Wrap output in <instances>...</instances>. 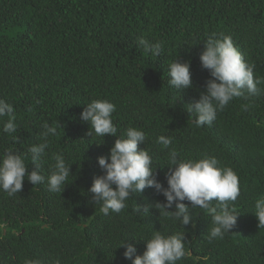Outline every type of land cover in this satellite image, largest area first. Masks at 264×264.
<instances>
[{"label": "trees", "instance_id": "trees-1", "mask_svg": "<svg viewBox=\"0 0 264 264\" xmlns=\"http://www.w3.org/2000/svg\"><path fill=\"white\" fill-rule=\"evenodd\" d=\"M212 34L231 36L262 82L255 95L245 91L230 101L212 125L197 127L187 109L212 78L200 61ZM140 37L161 42L162 53H145ZM176 59L190 62L189 88L168 83ZM0 99L14 106L17 124L9 134L3 132L8 117L0 120V156L25 155L29 171L28 149L44 142L43 124L57 126L42 161L45 181L25 178L13 196L0 189V264H132L126 245L143 255L154 231L185 234L186 255L177 264H264V227L254 214L264 198V0H0ZM94 99L116 105L118 136L130 126L146 133L139 147L150 151L165 188L169 149L156 142L160 135L172 138L179 158L215 156L232 168L240 195L230 202L239 214L231 232L210 239L211 214L187 200L192 222L186 226L154 206L147 216L137 213V204L166 203L154 188L133 194L120 213L104 215L90 188L103 175L98 158L110 155L118 137L89 135L81 113ZM56 153L72 175L51 192L47 177Z\"/></svg>", "mask_w": 264, "mask_h": 264}, {"label": "clouds", "instance_id": "clouds-1", "mask_svg": "<svg viewBox=\"0 0 264 264\" xmlns=\"http://www.w3.org/2000/svg\"><path fill=\"white\" fill-rule=\"evenodd\" d=\"M137 45L145 53L158 57L163 51L161 42L150 43L140 37ZM203 68L209 70L211 79L206 83V91L201 93L200 99L188 105V113L195 114L194 123L197 127L212 125L217 114L222 111L234 98L241 97L245 91L249 96L258 91L257 85L262 81L254 77L255 65L248 63L239 49L234 45L229 35L212 34L205 41L204 50L200 55ZM190 62L178 59L168 66L169 85L176 89H186L192 86ZM247 106H245V109ZM14 106L0 99V120H3V132L17 131ZM116 105L107 99H94L87 103L81 113V119L89 122V135L104 137L107 134L117 136L109 156L98 158V164L103 172L94 179L90 188L93 202L100 204V211L104 215L110 212L120 213L125 209L126 201L133 194H141L146 188H154L162 193L166 203L157 202L155 205L136 206L137 213L147 216L151 207L160 210L161 215L174 217L183 226L192 222L188 201L191 208H202L212 216V227L209 238L222 239L231 232L237 222L239 214L230 202H234L240 195L238 175L230 167H221L215 156H204L201 159L179 158L180 153L171 148L172 138L160 135L157 143L164 149H169V170L166 173L168 187L156 178L153 167V157L147 148H140L145 144L146 133L137 127L130 126L123 135L118 136V128L113 122ZM44 131L40 133L44 142L29 147L30 159L33 164L31 171L26 163L27 157L13 150H8L0 156V189L9 196H13L23 189L25 178L33 185L45 181L42 174V161L49 147L48 137L57 134V126L43 124ZM14 139H17L14 137ZM52 159L50 174L47 177L49 191L60 192L62 186L67 185L71 174V164L66 162L63 153H56ZM72 175V174H71ZM65 189V187H64ZM64 191V190H63ZM216 200L218 205L211 206ZM175 207V211L169 209ZM255 216L259 227H264V198L255 204ZM124 246V243L121 245ZM133 244L126 245L125 258L132 264H177L186 255L185 234L177 232L172 235L154 231L151 238L146 240V250L143 255H137ZM134 257V258H133ZM25 264H41L38 260H26ZM59 264V261H57Z\"/></svg>", "mask_w": 264, "mask_h": 264}]
</instances>
